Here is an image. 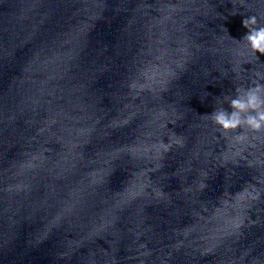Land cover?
<instances>
[{
  "label": "clouds",
  "instance_id": "obj_1",
  "mask_svg": "<svg viewBox=\"0 0 264 264\" xmlns=\"http://www.w3.org/2000/svg\"><path fill=\"white\" fill-rule=\"evenodd\" d=\"M239 2L241 7H246L244 0ZM260 19H264V16L258 19L256 15H249L243 19L242 26L247 29V33L238 41L242 42L253 56H256V53L264 55V25L260 23ZM242 53L239 51V54ZM254 77L247 87H236L234 96L225 95L221 106L207 115L222 134L230 135L240 130L241 134L235 137L238 141L246 138L243 134L246 131L264 132V83H261L264 81V74L257 72ZM225 102L230 105L231 112L222 106Z\"/></svg>",
  "mask_w": 264,
  "mask_h": 264
}]
</instances>
